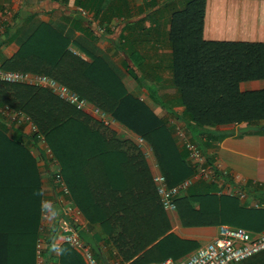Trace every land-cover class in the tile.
<instances>
[{"label":"trees","instance_id":"trees-1","mask_svg":"<svg viewBox=\"0 0 264 264\" xmlns=\"http://www.w3.org/2000/svg\"><path fill=\"white\" fill-rule=\"evenodd\" d=\"M101 2L76 0L82 8ZM174 2L170 0L169 5ZM204 3L188 0L180 10L172 7L168 44L172 84L178 104L184 108L181 117L186 132L212 165L205 152L226 135L219 127L258 126L264 120V90L239 89L240 82L264 79V43L204 40ZM67 44L65 37L42 23L20 47L17 56L24 55L21 62L17 57L9 60L6 69L46 74V67L52 66V70L62 64ZM64 66L66 70L56 68L57 74L46 75L143 137L151 145L168 186L192 174L165 126L144 103L128 96L104 61L94 58L87 64L74 57ZM4 105L29 116L44 136L73 202L88 224L98 228L91 237L102 252L98 258L102 264L119 259L129 264L159 263L167 258L179 259L199 247L195 241L168 232L167 216L140 152L128 154L122 142L102 133L92 119L49 91L0 82V106ZM213 188L197 183L176 200L184 227L228 225L254 233L264 231V209L244 208L235 197L215 195ZM114 247L116 254L111 251ZM60 264L84 263L63 244Z\"/></svg>","mask_w":264,"mask_h":264},{"label":"crops","instance_id":"crops-1","mask_svg":"<svg viewBox=\"0 0 264 264\" xmlns=\"http://www.w3.org/2000/svg\"><path fill=\"white\" fill-rule=\"evenodd\" d=\"M169 3L170 0H102L97 6L84 8L93 14L98 10L93 22L78 14L76 0H0V20L5 21L0 32V68L41 75L19 68L6 69V63L16 57L20 63L24 55L17 54L22 44L40 24L51 26L68 42L66 58L56 68L66 70L65 61L70 62L74 57L87 64L94 58L104 61L128 96L144 103L161 121L187 164L185 150L175 135L176 127L183 131L186 128L181 117L184 108L178 104L172 84L168 44L172 7L178 10L181 3L179 0ZM121 7L123 10L117 11ZM95 22L110 29L99 36L95 33ZM202 38L216 42L264 43V0H205ZM50 67H46V74H57L58 70H49ZM239 89L241 92L264 90V79L240 82ZM80 97L88 102L82 113L102 124V133L122 142L123 149L129 147L131 153L132 149L140 152L153 183V176L162 172L151 145L107 113L104 122H100L94 115V109L99 108ZM17 112L20 111L14 112L15 116ZM18 120L19 117L17 121L11 120V125L3 122L0 127V264H60L62 245L67 244L61 231L65 202L80 213L78 230L84 229L92 236L98 228L88 224L70 193L62 199L55 190L50 177L54 167L49 168L47 164L45 143L35 141L29 127ZM261 125L264 126V120L259 122L258 126ZM244 126L247 125L219 127L226 135L205 153L212 165L207 164L217 169L218 176L221 174L216 184H209L214 187L212 192L217 196L235 197L242 207L253 209L256 204H264V130L240 133L239 129ZM239 191L245 198H239ZM164 213L168 232L181 239L201 246L218 234L219 226L184 227L176 210ZM70 248L86 264L82 254ZM111 251L116 254L117 249L114 247ZM240 264H264V251Z\"/></svg>","mask_w":264,"mask_h":264},{"label":"built area","instance_id":"built-area-1","mask_svg":"<svg viewBox=\"0 0 264 264\" xmlns=\"http://www.w3.org/2000/svg\"><path fill=\"white\" fill-rule=\"evenodd\" d=\"M78 14L88 21H93L94 14L82 7L76 9ZM94 22V21H93ZM5 21L0 20V32L4 28ZM95 33L99 36L105 35L108 26L95 22ZM114 27L112 26L111 29ZM110 29V28H109ZM0 82L8 84L36 85L46 89L59 100L73 107L79 112L85 113L88 102L73 92L66 85L47 75H33L19 71H7L0 68ZM3 112L13 116L18 123H23L29 127L31 134L38 142L45 143L44 153L49 168H52L50 177L55 190L62 195L69 196V190L63 180L61 167L57 165V160L53 156L49 146L46 144L44 136L38 131L29 116L22 112H17L5 106ZM94 115L100 122H104L105 113L99 109H94ZM185 131V130H184ZM181 128H175L176 138L183 146L186 153V162L192 169V174L174 186H168L163 174L157 173L153 176V184L159 202L164 211H175L176 200L180 195L186 193L190 187L199 183L216 184L218 179L217 169L207 164V159L198 143H196L187 132ZM239 198H245V194L238 192ZM255 208H263L264 204H256ZM63 219L61 221V231L64 233L65 243L78 250L86 264H102L99 257L93 252L91 247L85 243L78 235L76 228L80 213L73 206L65 205L63 208ZM38 252H41V244L37 245ZM264 251V231L254 233L242 227L221 225L218 227L217 236L210 242L199 246L196 250L179 259L167 258L159 263L151 264H240L245 259ZM110 264H124L119 260H112Z\"/></svg>","mask_w":264,"mask_h":264},{"label":"water","instance_id":"water-1","mask_svg":"<svg viewBox=\"0 0 264 264\" xmlns=\"http://www.w3.org/2000/svg\"><path fill=\"white\" fill-rule=\"evenodd\" d=\"M264 130V126H255V125H247L244 127H241L239 129L240 133H248V132H257V131H262ZM79 237L85 242L87 243L91 249L93 250V252L99 257H102V252L99 248V246L97 245V243L94 241V239L84 230V229H79L77 231Z\"/></svg>","mask_w":264,"mask_h":264},{"label":"rangeland","instance_id":"rangeland-1","mask_svg":"<svg viewBox=\"0 0 264 264\" xmlns=\"http://www.w3.org/2000/svg\"><path fill=\"white\" fill-rule=\"evenodd\" d=\"M186 1H188V0H179V3H181V6H180V8H178L179 10L180 9H182V7H184V3L186 2ZM168 23H169V25H170V19H169V21H168ZM165 26H167V24H165ZM36 88H39V87H36ZM39 89H41V88H39ZM43 90H45V89H43ZM47 91V90H46ZM9 107V106H8ZM10 108V107H9ZM4 109V106H1L0 107V110L2 111ZM0 119H1V121L2 122H5V123H10V125H11V120H13L12 119V117L10 116V115H7V114H5V113H3V112H0ZM95 126H97V127H101V125L102 124H98V123H96V122H92ZM104 128V127H103ZM106 131H108V129H105ZM30 135H32V134H30ZM110 137H114V136H112V135H109ZM32 137H33V135H32ZM181 145V144H180ZM181 147L183 148V146L181 145ZM184 149V148H183ZM127 150V152H128V154H131V148H127L126 149ZM134 152H136L134 149H132V153H134ZM61 195V197H62V199H64V197H66L67 198V196H65V195H62V194H60ZM65 205H71V204H68L67 202H65Z\"/></svg>","mask_w":264,"mask_h":264}]
</instances>
